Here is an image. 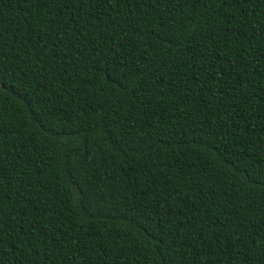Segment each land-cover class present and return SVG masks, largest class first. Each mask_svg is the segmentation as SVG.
<instances>
[{"label": "trees", "instance_id": "trees-1", "mask_svg": "<svg viewBox=\"0 0 264 264\" xmlns=\"http://www.w3.org/2000/svg\"><path fill=\"white\" fill-rule=\"evenodd\" d=\"M0 264H264V0H0Z\"/></svg>", "mask_w": 264, "mask_h": 264}]
</instances>
